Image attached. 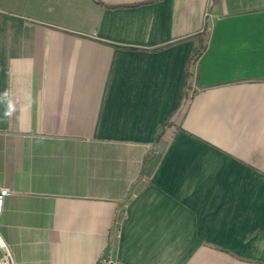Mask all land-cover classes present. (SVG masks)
Returning <instances> with one entry per match:
<instances>
[{
    "label": "crops",
    "instance_id": "obj_1",
    "mask_svg": "<svg viewBox=\"0 0 264 264\" xmlns=\"http://www.w3.org/2000/svg\"><path fill=\"white\" fill-rule=\"evenodd\" d=\"M0 183L17 264H264V0H0Z\"/></svg>",
    "mask_w": 264,
    "mask_h": 264
},
{
    "label": "built area",
    "instance_id": "obj_2",
    "mask_svg": "<svg viewBox=\"0 0 264 264\" xmlns=\"http://www.w3.org/2000/svg\"><path fill=\"white\" fill-rule=\"evenodd\" d=\"M15 193L11 188L0 183V217L4 210L5 199ZM119 235V233H118ZM0 264H17L12 248L6 243L0 234ZM98 264H120V259L113 253V246L109 245Z\"/></svg>",
    "mask_w": 264,
    "mask_h": 264
},
{
    "label": "trees",
    "instance_id": "obj_3",
    "mask_svg": "<svg viewBox=\"0 0 264 264\" xmlns=\"http://www.w3.org/2000/svg\"><path fill=\"white\" fill-rule=\"evenodd\" d=\"M208 30L207 28L203 32V35L200 36L201 43L199 44V48L194 51L191 56L189 57L188 63H187V75H186V90L187 92L189 89L192 87V81H193V72L192 68L195 65V63L199 60L200 56L202 55L204 49H205V44L208 39ZM185 90V91H186Z\"/></svg>",
    "mask_w": 264,
    "mask_h": 264
}]
</instances>
